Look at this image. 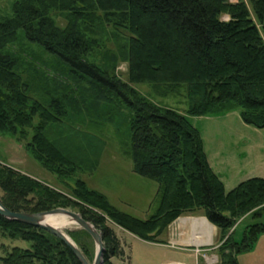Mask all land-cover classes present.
<instances>
[{
	"label": "trees",
	"instance_id": "trees-1",
	"mask_svg": "<svg viewBox=\"0 0 264 264\" xmlns=\"http://www.w3.org/2000/svg\"><path fill=\"white\" fill-rule=\"evenodd\" d=\"M249 2L252 9L245 0L16 1L12 14L0 20V133L28 139L27 150L43 167L75 181L68 195L0 161L2 203L13 211L78 209L103 235L104 264H114L112 257L124 259L125 253L107 216L136 236L159 242L157 236L177 217L203 209L221 230L220 264H239L238 254L264 232V224L255 223L246 227L242 241L234 238L240 218L264 211V178H248L226 191L199 129L186 115L151 102L90 62L95 41L82 25L105 24L126 35L122 57L132 82L187 85L190 114L238 107L244 122L263 128L264 0ZM54 11L65 15V26L52 18ZM21 31L57 57L62 69L55 70L64 81L54 75L25 77L32 73L20 70L19 56L8 50ZM71 99L103 104L100 110L109 119L79 116L74 123ZM121 106L131 113L125 144L134 169L158 182L155 211L148 218L120 210L77 176L96 170L104 148L97 127ZM0 231L32 242L31 248L13 247L2 264H82L63 240L42 228L0 215Z\"/></svg>",
	"mask_w": 264,
	"mask_h": 264
},
{
	"label": "rangeland",
	"instance_id": "rangeland-1",
	"mask_svg": "<svg viewBox=\"0 0 264 264\" xmlns=\"http://www.w3.org/2000/svg\"><path fill=\"white\" fill-rule=\"evenodd\" d=\"M16 1L18 0H0V20L4 16L12 14ZM236 1L238 0H234V2ZM245 1L252 9L249 0ZM51 16L59 26L66 25L67 19L63 13L54 11L51 12ZM223 18L227 19L228 17L223 16ZM82 27L86 30L87 36L95 41L87 55L90 62L105 71L114 73L151 102L186 115L199 129L208 160L214 171L223 180L226 191H230L248 178H264V127L258 128L244 122L238 107L225 110L222 113L190 114L188 110L191 101L187 85L155 84L148 81L132 82L130 80L129 63L122 57V52L128 43L125 34L118 33L105 24H97L93 27L82 25ZM8 50L19 56L20 70H28L32 73L25 77L33 76L35 80H38L54 75L63 80L55 70L57 67L62 69L56 60L57 57L38 43L28 41L22 31L19 33L17 41L9 45ZM48 79L50 80V78ZM70 106L69 113L74 123L79 116L87 120L88 116H93L99 121H102L101 118L109 119L104 110H100L104 105L99 102L90 101L85 106L82 102L77 104L71 99ZM130 114L128 107L121 106L119 111L111 117V120L99 124L97 128L101 130V133L99 130L98 136L104 141V148L98 166L95 171H86L77 176L84 179L89 188L103 193L120 210L138 218H148L155 211L158 182L138 174L134 169L128 144H125ZM118 128L121 131L118 132ZM122 132H125V135ZM27 141L28 139L22 140L15 135L0 133V161L69 195L68 186H74L75 178H60L43 167L27 150L25 145ZM67 209L79 212L75 208ZM95 211L101 213L100 210L95 209ZM107 219L109 226L115 230L125 250L124 259L112 257L113 263L163 264L164 262L185 261L188 264H196L194 255L188 256L182 250L151 244L148 240L142 241V238L135 237L134 233L124 228L116 220H112L108 216ZM238 221L234 237L237 241H242L248 225L264 224V211L258 215L243 216ZM64 231L78 247L82 246L88 252V260L93 263L97 251L93 237L78 223L65 228ZM31 245V241L11 238L0 231V264H2L1 257L5 256L13 247L31 248ZM216 250L214 252L212 248H209L208 254L218 255ZM196 256L199 258L198 264H201L200 260L202 264H206L201 256ZM237 258L239 264H264V232L259 234L251 249L241 251Z\"/></svg>",
	"mask_w": 264,
	"mask_h": 264
},
{
	"label": "crops",
	"instance_id": "crops-1",
	"mask_svg": "<svg viewBox=\"0 0 264 264\" xmlns=\"http://www.w3.org/2000/svg\"><path fill=\"white\" fill-rule=\"evenodd\" d=\"M248 215L249 214L245 215L244 217ZM238 223L239 221L235 225L234 235ZM137 238L141 239L139 237ZM141 240L146 241L143 239ZM157 240H159V242H148L151 244L166 246L172 249L182 250L186 252L188 256L194 255L196 257V264H198L197 261H199V258H197L196 254L193 253L195 248H212L215 252V250L222 243L221 230L215 224L209 221L203 209H199L194 212L183 213L177 217L162 233L157 236ZM200 263L202 264L201 260Z\"/></svg>",
	"mask_w": 264,
	"mask_h": 264
},
{
	"label": "water",
	"instance_id": "water-1",
	"mask_svg": "<svg viewBox=\"0 0 264 264\" xmlns=\"http://www.w3.org/2000/svg\"><path fill=\"white\" fill-rule=\"evenodd\" d=\"M66 215L72 218L76 223H78L83 229H85L95 240L97 245L96 256L94 262L91 263L85 256L83 251L77 244L72 240V238L59 227L54 226L46 222V218L51 215ZM0 215L6 217L10 220L18 221L33 227L42 228L49 233L57 236L63 240L75 253L77 258L82 262V264H104V252L106 250L103 235L92 222L86 220L80 212H76L67 208L58 207L42 212H26V211H13L7 208L0 199Z\"/></svg>",
	"mask_w": 264,
	"mask_h": 264
},
{
	"label": "built area",
	"instance_id": "built-area-1",
	"mask_svg": "<svg viewBox=\"0 0 264 264\" xmlns=\"http://www.w3.org/2000/svg\"><path fill=\"white\" fill-rule=\"evenodd\" d=\"M231 1L234 2V0H231ZM194 250H195L196 255L201 256L206 261V264H220V259L217 254H211V255L208 254L209 248L197 247ZM163 264H188V263H185L182 261L181 262L175 261V262H164Z\"/></svg>",
	"mask_w": 264,
	"mask_h": 264
},
{
	"label": "bare ground",
	"instance_id": "bare-ground-1",
	"mask_svg": "<svg viewBox=\"0 0 264 264\" xmlns=\"http://www.w3.org/2000/svg\"><path fill=\"white\" fill-rule=\"evenodd\" d=\"M47 223H50L54 226L59 227L61 230L64 231L65 228H68L72 225H75L76 222L72 220L71 217L66 215H51L50 217H47L46 219Z\"/></svg>",
	"mask_w": 264,
	"mask_h": 264
}]
</instances>
